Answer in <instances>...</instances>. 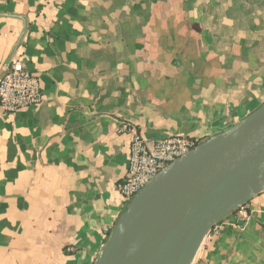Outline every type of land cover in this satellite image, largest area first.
Listing matches in <instances>:
<instances>
[{"label":"crops","instance_id":"crops-1","mask_svg":"<svg viewBox=\"0 0 264 264\" xmlns=\"http://www.w3.org/2000/svg\"><path fill=\"white\" fill-rule=\"evenodd\" d=\"M43 100L0 106V264H95L150 143L226 132L264 104V0H0ZM24 24L0 17V73ZM208 235L207 264H264V193ZM109 229L108 237L105 229Z\"/></svg>","mask_w":264,"mask_h":264},{"label":"water","instance_id":"water-1","mask_svg":"<svg viewBox=\"0 0 264 264\" xmlns=\"http://www.w3.org/2000/svg\"><path fill=\"white\" fill-rule=\"evenodd\" d=\"M0 73L11 66L29 21ZM264 193V104L157 175L128 204L95 264H194L212 229Z\"/></svg>","mask_w":264,"mask_h":264},{"label":"built area","instance_id":"built-area-1","mask_svg":"<svg viewBox=\"0 0 264 264\" xmlns=\"http://www.w3.org/2000/svg\"><path fill=\"white\" fill-rule=\"evenodd\" d=\"M42 100L39 78L27 69L26 59L16 54L0 80V106L7 113H16L37 106ZM120 132L131 137L127 175L118 185V191L127 204L170 164L200 145V141L182 135L150 143L131 123L122 124ZM222 229L221 223L209 235L219 236ZM105 234L108 237L109 229H105ZM194 264L207 263L197 258Z\"/></svg>","mask_w":264,"mask_h":264}]
</instances>
